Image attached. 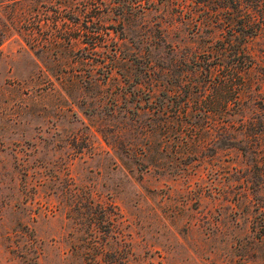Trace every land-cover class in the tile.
Listing matches in <instances>:
<instances>
[{
  "label": "rangeland",
  "instance_id": "obj_1",
  "mask_svg": "<svg viewBox=\"0 0 264 264\" xmlns=\"http://www.w3.org/2000/svg\"><path fill=\"white\" fill-rule=\"evenodd\" d=\"M88 1L0 0V28L10 31L0 46V264H264V239L253 228L264 214V156L241 150L264 145V25L243 29L255 33L246 42L253 68L245 75L241 114L248 121L241 125L240 113L191 115L210 102L212 89L202 96L188 81L181 97L162 91L160 83L183 76L177 57L187 55L191 68L195 52L208 45L217 52L210 35L227 31L190 24L181 5L191 0H156L159 7L142 19H101L104 31L96 35L109 24V42H153L151 58L164 74L154 95L143 89V97L152 107L173 99L190 108L164 128L153 112H126L133 100L113 102L134 86L118 72L105 78L99 53L86 49L74 69L49 71L17 30L25 9L62 33L84 23L97 29L88 18L98 8ZM244 11L264 15V0ZM173 44L180 48L171 51ZM243 131L251 135L245 141Z\"/></svg>",
  "mask_w": 264,
  "mask_h": 264
},
{
  "label": "trees",
  "instance_id": "obj_2",
  "mask_svg": "<svg viewBox=\"0 0 264 264\" xmlns=\"http://www.w3.org/2000/svg\"><path fill=\"white\" fill-rule=\"evenodd\" d=\"M215 1L191 0L189 3H183L181 9L189 14L188 21L190 24H194V27H198V29L211 26L218 27L223 31L227 30L223 38L217 39L213 37V34L209 37L211 40L216 39L220 43L217 52H212L209 49L210 45L205 46L200 51L195 52V56L192 59V67L187 69L185 67L188 64L189 57L187 55L182 59L181 57H177L179 59L176 60L179 64L176 66L180 67L181 65V70L182 68L184 70L183 76L180 73L177 79L171 83L167 82L169 85L167 83H160V86L163 88L162 91L169 94L172 93L174 98L181 97V84L188 81L192 82V88H197V92L202 96L209 89H212L213 97L210 102L197 108L196 114H191L195 117H205L204 119H209L210 115L224 119L225 115L233 116L237 113L241 114V102L248 88L245 75L253 68V60L246 51V42L255 33L251 32L250 35H245L243 34V29L254 28L256 30L264 25V15L261 14V16L257 11L256 13L244 11L256 0H219L217 3ZM88 3L90 7L94 6L98 8L97 16L89 15L88 18V21L93 20V23L94 19H96L95 23H99L97 29L88 28L87 24L84 23L86 25L84 27L75 26L67 32L62 33L60 29H55L48 25L43 26L40 22L35 21V16L32 14L30 16V11L28 12L27 9H25L26 11L24 10L25 14H21L23 18L21 19L25 22L17 30L19 33L21 32L26 45L35 53L45 69L52 71L57 66H63L66 69H69L71 66V69H74L75 65L71 63H76L74 60L75 55L79 57L80 52L84 53V50L88 49L94 53H99L100 58H102L105 67V78L109 77L113 72H118L127 82L132 81L130 83L134 84H130L129 86V88L134 86L133 89L121 88L122 91L115 98V101H113L117 105L120 98L127 101L133 100L135 103L134 108L126 109V112H153V121H161V126L164 128L166 127V123L170 126V118H181L182 112L189 113L190 108L183 111V108L175 100L173 101V99L155 102V106L152 107V104H154L153 101H150L152 98L143 97V89H146L151 96L154 95L156 87H158V75L161 77L164 74L163 68L159 69V65L151 58V48L154 44L149 40V37L144 36L147 39H145V43L143 44H135L133 41L129 42L126 39L122 41H114L113 39L114 43L109 42L111 39L109 24L105 25L108 31L102 33L101 37L96 35L100 32L98 29L101 28L104 31L102 27L104 25L100 24L102 18L106 19L105 24L108 21L115 20L113 14L121 15L124 19L129 18V14L130 16L136 14L139 19H142L149 10L159 7L156 0H90ZM100 4L104 9H101ZM199 11L204 12L205 15L203 17L201 15L196 17V13ZM211 11L214 13H211ZM101 12H104L102 17H100ZM76 14L74 22L78 23L80 15ZM89 32L96 36L95 38L94 36L91 37L92 42L90 44L84 42V38H88L91 35ZM9 33V29L0 28V46L9 37ZM65 34L67 35L65 36ZM165 40L166 38L162 37L158 43L165 46L168 44ZM178 48H180L179 44L170 46L171 51H177ZM212 54H214L217 61L208 63L209 58L206 56L211 57ZM57 55H61V60H56L58 58ZM86 57V55H82V58ZM201 57L203 60H200ZM220 67L224 68V74L215 77V72ZM164 69L166 72L169 70L167 67H164ZM188 92L187 90L186 96L188 99L196 98L192 93ZM238 121L241 125H245L248 117L241 114ZM192 124L194 129L201 127L197 119ZM167 131L169 132V129ZM241 134L243 136L241 141H245V138L248 139L251 136L245 131ZM260 136L264 137V129L259 134ZM241 150L244 153L250 151L251 153L264 156V145L259 144L252 150L251 147L242 145ZM263 202L261 201V207L264 209ZM104 210L102 208L100 213ZM97 213H99L97 209L92 211L93 218ZM253 228L256 230L258 237L264 239V214H262V221L255 223Z\"/></svg>",
  "mask_w": 264,
  "mask_h": 264
}]
</instances>
